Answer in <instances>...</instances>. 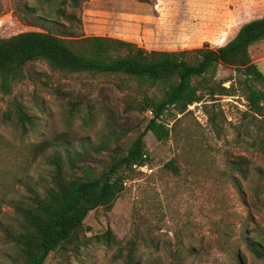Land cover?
<instances>
[{
	"label": "rangeland",
	"instance_id": "obj_1",
	"mask_svg": "<svg viewBox=\"0 0 264 264\" xmlns=\"http://www.w3.org/2000/svg\"><path fill=\"white\" fill-rule=\"evenodd\" d=\"M22 4L41 7L36 0ZM15 8L16 0H0V37L37 30L23 26ZM68 11L78 18L72 24L74 36L111 37L148 51L173 52L224 46L243 24L264 16V0H87ZM58 23L60 31L71 26ZM250 54L264 72V42L251 47ZM27 70L30 77L17 83L10 96L0 90V264H22L9 237L23 223L15 205L45 194L55 169L52 158L64 149L62 140L40 154L35 145L60 134H67L78 152L107 143L100 154L87 148L92 157L84 168L99 172L111 155L107 150H125L151 116L127 112L141 91L118 85L113 77L55 72L43 61ZM234 77L233 69L220 68L219 79ZM16 103L37 119L35 130L23 134L12 112ZM246 108L243 99L222 98L212 108L215 124L202 104L189 107L185 115L169 111V138L159 142L146 134L149 161L128 175L111 211L90 212L83 245L58 250L45 264H125L130 250L134 264H264V181L258 171H264V158L235 129L247 124L240 113ZM7 112L11 119L4 118ZM120 129L127 131L125 136L110 138ZM238 156L244 157L245 180L230 168ZM173 159L177 174L165 169ZM78 166L70 173L82 174L83 163ZM107 232L110 242L97 239ZM246 238L260 244V255L248 248Z\"/></svg>",
	"mask_w": 264,
	"mask_h": 264
},
{
	"label": "trees",
	"instance_id": "obj_2",
	"mask_svg": "<svg viewBox=\"0 0 264 264\" xmlns=\"http://www.w3.org/2000/svg\"><path fill=\"white\" fill-rule=\"evenodd\" d=\"M23 1L16 0V16L23 26L37 30L0 37L3 95L10 96L17 83L30 77L27 69L31 64L43 61L55 72L113 77L120 81L118 85L128 89L135 86L141 91L140 98L130 100L127 112L135 110L151 113V116L145 130L125 150L120 147L107 150L112 151L111 155L99 172L84 168L92 157L88 149L100 154L108 149L107 143L89 144L88 149L83 147L78 152L70 147L71 138L60 134L55 142L45 139L35 145L37 154L54 148V143L61 140L60 146L64 149L58 150L52 158L55 169L45 194H33L25 205H15L23 223L20 230L9 237L18 249L22 264H45L52 253L61 249L76 250L83 245L89 213L100 208L111 211L124 191L128 175L147 165L150 155L145 145L146 134L151 132L159 142L169 138L171 130L165 117L171 110L185 115L189 107L202 104L209 121L215 124L217 117L212 108L217 101L224 97L243 99L247 108L240 113L247 124L235 127L238 138L249 137L250 146L264 158V72L250 54L251 47L264 42V16L243 24L231 41L217 49L204 45L183 51H148L117 38L74 36L72 24L78 18L68 10L80 8L87 0H36L41 7L35 8L24 6ZM57 21L71 26L57 30ZM222 67L233 69L236 77L219 79ZM15 106L12 112L23 134L35 130L37 119L24 106L18 103ZM11 116V112H7L4 118L11 119ZM126 133L120 129L109 136L121 138ZM237 159L230 162V168L245 180L248 174L240 168L244 157ZM79 163H83L82 174L70 173L72 168L81 169ZM165 169L175 174L179 172L175 159L169 161ZM258 171L264 181V171ZM1 202L5 204L3 199ZM97 239L110 242V233ZM245 240L253 253L261 254L260 244ZM125 264H134L132 250Z\"/></svg>",
	"mask_w": 264,
	"mask_h": 264
},
{
	"label": "built area",
	"instance_id": "obj_3",
	"mask_svg": "<svg viewBox=\"0 0 264 264\" xmlns=\"http://www.w3.org/2000/svg\"><path fill=\"white\" fill-rule=\"evenodd\" d=\"M151 114V113H150Z\"/></svg>",
	"mask_w": 264,
	"mask_h": 264
}]
</instances>
